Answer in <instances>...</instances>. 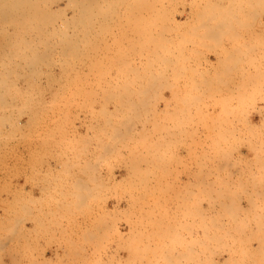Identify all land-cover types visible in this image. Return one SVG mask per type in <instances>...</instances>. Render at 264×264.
I'll use <instances>...</instances> for the list:
<instances>
[{"label": "rangeland", "instance_id": "obj_1", "mask_svg": "<svg viewBox=\"0 0 264 264\" xmlns=\"http://www.w3.org/2000/svg\"><path fill=\"white\" fill-rule=\"evenodd\" d=\"M5 1H0V264H264V23L259 22L264 4L139 0V7L131 0H29L28 8L23 0L21 6ZM74 3L90 5L86 10L92 12L74 14ZM218 11L223 15L217 20ZM251 31L255 34L245 38ZM146 55L155 58L156 65L148 61L154 69L146 67ZM211 55L220 65L225 55L255 60L247 67L211 68L204 61ZM242 93L254 99H236ZM199 188L211 191L190 209L188 190ZM224 188L229 195L221 193ZM179 195L183 200L176 206Z\"/></svg>", "mask_w": 264, "mask_h": 264}, {"label": "bare ground", "instance_id": "obj_2", "mask_svg": "<svg viewBox=\"0 0 264 264\" xmlns=\"http://www.w3.org/2000/svg\"><path fill=\"white\" fill-rule=\"evenodd\" d=\"M0 1H1V0H0ZM3 1H4V0H3ZM11 1H12V0H11ZM16 1H18V0H16ZM23 1L25 2V4L27 3V5L30 4V3H28L29 0H26L27 2H26L25 0H23ZM30 1H31V0H30ZM36 1H37V0H36ZM36 1H35V2H36ZM38 1H39V0H38ZM99 1H100V0H99ZM111 1H112V0H110V2H111ZM124 1H126V0H124ZM134 1H135V0H131L130 2H131V3H132V2L135 3L134 5H137V6L140 4V3H139V0H136L137 2H136V1L134 2ZM5 2H7V0H6ZM5 2H4V3H5ZM13 2L15 3V1H13ZM41 2H45V1L43 0V1H41ZM70 2H71V0H70ZM70 2H69V3H70ZM74 2H76V1L74 0ZM82 2H84V1L82 0ZM117 2H118V1H117ZM142 2H143V1H141V3H142ZM259 2H260L261 4H264V0H260ZM14 3H13V4H14ZM18 3L20 4L21 1H18ZM32 3H34V1H33ZM37 3H38V2H37ZM37 3H34V4L38 7V6H39V5H38L39 3H38V4H37ZM95 3H96V2H95ZM102 3H103V0H102ZM111 3H112V2H111ZM118 3H119V2H118ZM118 3H117V4H118ZM133 3H132V5H133ZM136 3H137V4H136ZM260 3H259V4H260ZM22 4L24 5L23 2H22ZM44 4H45V3H44ZM70 4H71V3H70ZM74 4H76V3H74ZM77 4H79V3L77 2ZM77 4H76V6L82 5L81 2H80L79 5H77ZM89 4H90V3H89ZM128 4L130 5V3H128ZM15 5H16V7L18 6L17 4H14V6H15ZM23 5H22V6H23ZM72 5H73V3H72ZM72 5H71V6H72ZM86 5H87V4H86ZM91 5H92V4H91ZM140 5H141V4H140ZM140 5H139V7H140ZM20 6H21V4H20ZM68 6H69V4H68ZM73 6H74V5H73ZM73 6H72V7H73ZM76 6H75V8H72V7H71V8L73 9L72 11H73L74 14H84V12H85V13H87V12H88V13H91V12H92V11L89 12V11L86 10V8H87V7L89 8L90 5H89V6H86V8H82V6H81V7H80V6H79V7H76ZM104 6H105V5H104ZM211 6H212V5H211ZM12 7H13V5H12ZM29 7H30V5H28V8H29ZM84 7H85V4H84ZM90 7H91V6H90ZM101 7H102V6H101ZM116 7H117V5H116ZM132 7H134V6H132ZM132 7H131L130 9H132ZM139 7H137V8L139 9ZM213 7H214V6H213ZM216 7H217V6H216ZM3 8H4V7H3ZM19 8H20V7H19ZM24 8H25V5H24ZM38 8H39V7H38ZM91 8H92V7H91ZM137 8H136V6L133 8V9H134V12H135V9H137ZM197 8H198V7H197ZM263 8H264V7H263ZM11 9H15V10H16V8H14V7L11 8ZM34 9H35V7H34ZM106 9L108 10V11L106 10L107 12H110L108 8H106ZM133 9H132V10H133ZM159 9H160V8H159ZM159 9H158V10H159ZM220 9L223 10L224 7L220 6ZM2 10H3V9H2ZM17 10H18V7H17ZM24 10H25V9H24ZM38 10H39V9H38ZM88 10H89V9H88ZM90 10H91V9H90ZM103 10H104V9H103ZM225 10H226V9H224V11H225ZM3 11H4V10H3ZM12 11H13V10H12ZM27 11H28V9H27ZM30 11H31V10H30ZM34 11L39 12V11H37V9H35ZM40 11H41V10H40ZM213 11H214V10H213ZM224 11H223V12H224ZM23 12H24V11H23V9H22V13H23ZM158 12H159V11H158ZM214 12H215V11H214ZM218 12H219V11H218ZM227 12H228V11L226 10V14H227ZM262 12H263V9H262ZM262 12H261V14H262ZM129 13H130V12H129ZM219 13H220V12H219ZM263 13H264V12H263ZM98 14H100V13H98ZM106 14H107V13H106ZM134 14H135V13H134ZM211 14H212V13H211ZM4 15H5V14H4ZM15 15H16V14H15ZM19 15H21V14H19ZM22 15H23V14H22ZM22 15H21V16H22ZM39 15H40V14H39ZM132 15H133V14H131V16H132ZM217 15H218V14H217ZM217 15H216V17H217ZM221 15H223V14L220 13V15L218 16L217 20H218L219 18H221ZM233 15H234V14H233ZM5 16H6V15H5ZM11 16H13V15H11ZM36 16L38 17V15H36ZM41 16H42V14H41ZM131 16H130V17H131ZM228 16L230 17L229 13H228ZM234 16H235V15H234ZM1 17H2V16H1ZM34 17H35V16H34ZM39 17H40V16H39ZM39 17H38V18H39ZM108 17H110V16H108ZM3 18H5V17H3ZM3 18H2V19H3ZM9 18H10V16H9ZM131 18H132V17H131ZM131 18H130V19H131ZM2 19H1V20H2ZM6 19H7V18H6ZM15 19H18V18H15ZM226 19H228V18H225V20H226ZM229 19H230V20H229ZM229 19L226 21L228 27H230L231 25L234 24V23H233V17H232V18H229ZM235 19H236V18H235ZM235 19H234V21H235ZM4 20H5V19H4ZM8 20H9V19H8ZM101 20H102V19H100V22H101ZM221 20L223 21L224 19H221ZM225 20H224V21H225ZM257 20H258V19H257ZM10 21H11V20H10ZM17 21H18V20H17ZM17 21H16V22H17ZM97 21H98V20H97ZM97 21H96V22H97ZM104 21H105V20H103V22H104ZM130 21H131V20H130ZM224 21H223V22H224ZM8 22H9V21H8ZM14 22H15V21L13 20L12 23H14ZM30 22H31V21H30ZM112 22H114V21H112ZM131 22H132V21H131ZM213 22H214V21H213ZM223 22H220V21H219V23H223ZM259 22H261V23L263 24L262 21H259ZM18 23H19V22H18ZM105 23H106V22H105ZM105 23H102V24H105ZM108 23H110V22H108ZM216 23H218V21H216ZM219 23H218L217 25H219ZM226 23L224 22V24H226ZM244 23H245V22H244ZM20 24L22 25L23 23H20ZM100 24H101V23H99L98 25H100ZM112 24H113V23H112ZM119 24H120V23H119ZM229 24H230V26H229ZM245 24H246V23H245ZM124 25H126V24H124ZM180 25H181V24H180ZM257 25H258V23H257ZM260 25H261V24H260ZM18 26H19V25H18ZM29 26L32 27V25H29ZM37 26H39V25H36V27H37ZM93 26H94V25H93ZM107 26H109V25L107 24ZM107 26H106V27H107ZM110 26H112V25H110ZM110 26H109V29H110ZM31 27H30V28H31ZM157 28H158V27H157ZM21 29H22V26H21ZM25 29H26V28H25ZM27 29H28V26H27ZM39 29H40V28L38 27L37 31H38ZM41 29H42V28H41ZM100 29H101V28H100ZM28 30H29V29H28ZM30 30H31V29H30ZM34 30H35V29H33V31H34ZM209 30H210V29H209ZM209 30H208V31H209ZM37 31H36V32H37ZM42 31H43V30H42ZM103 31H105V30H103ZM210 31H213V30H210ZM19 32H20V31H19ZM24 32H26V31H24ZM39 32H40V31H39ZM43 32H46V31L44 30ZM96 32H97V31H96ZM96 32H95V33H96ZM99 32H100V34H102V33H101L102 31H99ZM105 32H106V31H105ZM217 32H218V31H217ZM217 32H216V33H217ZM21 33H22V32H21ZM41 33H42V32H41ZM71 33H72V32H71ZM85 33H86V32H85ZM103 33H104V32H103ZM133 33H134V32H133ZM133 33H132V34H133ZM191 33H192V32H191ZM191 33H190V34H191ZM208 33L210 34V32H208ZM221 33H222V32H221ZM2 34H3V33H2ZM6 34H7V33H6ZM54 34H55V33H54ZM62 34H63L62 36H64V33H62ZM65 34H66V33H65ZM74 34H75V33H74V31H73V34H72V35L74 36ZM80 34H81V33H80ZM83 34H84V32H83ZM86 34H87V33H86ZM96 34H97V33H96ZM100 34H99V35H100ZM107 34H108V33H107ZM217 34H218V33H217ZM222 34H223V33H222ZM37 35H38V34H37ZM72 35H71V36H72ZM99 35H97V36H99ZM105 35H106V34H105ZM105 35L103 36L104 38H105ZM149 35H150V34H149ZM206 35L208 36V34H206ZM66 36H67V34H66ZM66 36H64V38H65ZM71 36L68 35L67 37H69L70 39L67 38L66 40L69 39V41H70V40L72 39V37H73V36H72V37H71ZM77 36H78V35H76V37H77ZM89 36H91V35H89ZM100 36H101V35H100ZM100 36H99V37H100ZM54 37H55V36H54ZM87 37H88V36H87ZM92 37H93V35H92ZM101 37H102V36H101ZM116 37H117V36H116ZM116 37H115V38H116ZM148 37H150V36H148ZM151 37H152V35H151ZM37 38H39V37H37ZM41 38H42V37H41ZM73 38H74V37H73ZM77 38L79 39V36H78ZM104 38H103V39H104ZM153 38H154V37H153ZM209 38H210V40H211V37L208 36V39H209ZM87 39H88V38H87ZM100 39H101V38H100ZM117 39H118V38H117ZM146 39H147V38H146ZM149 39H150V38H148V40H149ZM36 40H37V39H36ZM63 40H64V39H63ZM76 40H77V39L75 38V39H74L75 43H77ZM115 40H116V39H115ZM152 40L154 41V39H152ZM158 40H159L158 42H160V39H158ZM166 40H167V39H166ZM166 40H165V42H167ZM40 41H41V40H40ZM40 41H39V42H40ZM72 41H73V40H72ZM78 41H79V40H78ZM86 41H87V40H86ZM93 41H94V39H93ZM102 41H103V40H101V41H99V42H102ZM108 41H109V40H108ZM117 41H118V40H117ZM64 42H65V40H64ZM66 42H68V41H66ZM133 42H134V41H133ZM151 42H152V41H151ZM165 42H164V43H165ZM62 43H63V42H62ZM85 43H86V42H85ZM87 43H88V41H87ZM130 43H131V42H130ZM149 43H150V41H149ZM44 44H45V43H44ZM66 44H67V43H66ZM68 44H69V43H68ZM68 44H67V45H68ZM73 44H74V43H73ZM145 44H146L147 46H149L147 43H145ZM69 45H70V44H69ZM143 45H144V44H143ZM159 46H160V45H159ZM161 46H163V45H161ZM161 46L158 47V48L160 49ZM145 47H146V46H145ZM163 47L165 48V46H163ZM219 47H220V46H219ZM164 48H161V49L163 50ZM221 48H222V46H221ZM263 48H264V47H263ZM26 49H27V48H26ZM35 49H36V48H35ZM150 49H151V48H150ZM179 49H181V48L179 47ZM216 49H217V48H216ZM141 50H143V49H141ZM164 50H165V49H164ZM170 50H171V49H170ZM170 50H169V51H170ZM222 50L224 51V50H226V49H223V48H222L221 51H222ZM143 51H145V50H143ZM167 51H168V50H166V52H167ZM169 51L167 52L168 54H169ZM177 51H178V50H177ZM162 52H163V51H162ZM35 53H36V52H35ZM143 53H144V52H142V54H143ZM146 53H147V52H146ZM146 53H145V54H146ZM179 53H180V52H179ZM223 53H224V52H223ZM147 54H148V53H147ZM157 54H158V53H157ZM162 54H163V53H162ZM258 54H259V52H258ZM258 54H257V55H258ZM260 54H261V53H260ZM34 55H35V54H34ZM34 55H33V56H34ZM143 55H144V54H143ZM148 55H149V54H148ZM148 55H146V57H147ZM153 55H154V54H153ZM158 55H159V54H158ZM261 55H262V54H261ZM261 55H260V56H261ZM42 56H43V55H42ZM151 56H152V55H151ZM154 56H155V55H154ZM227 56H229V55H225V57H224V58H225V61H224L223 63L221 62V63H222V64L220 65L221 67H222L223 64H224V67H226L225 62L227 61V60H226V57H227ZM263 56H264V55H263ZM263 56L260 57V58H263ZM35 57H36V59H38V58H37V55H35ZM144 57H145V56H144ZM146 57H145V58H146ZM222 57H223V56H222ZM258 57H259V56H258ZM142 58H143V56H142ZM148 58H149V57H147L146 59H148ZM152 58H153V57H152ZM162 58H164V57L162 56ZM36 59H35V60H36ZM146 59H145V60H146ZM159 59H160V58L157 59V62H158ZM167 59H168V58H167ZM228 59H230V58H228ZM149 60L152 61V59L149 58V59L147 60V63H146L147 65L149 64V67H148L147 65H146V67H147V68H150V67L152 66L151 68L154 69L153 64H155V63H154V62H155V58H154V61H152L153 64H150L151 62H148ZM161 60H162V59H161ZM164 60H165V58H164ZM219 60H220V59H219ZM219 60H217V61H219ZM36 61H37V60H36ZM217 61H216V66H215V67H217V66L219 67V64L217 63ZM222 61H223V59H222ZM102 62H103V61H102ZM159 62H160V60H159ZM164 62H165V61H164ZM166 62H169V60L166 61ZM166 62H165V63H166ZM228 62H229V61H228ZM228 62H227V63H228ZM234 62H236V61H233V62H232V60L230 61V64L233 63V65H232L231 67H233L234 65H236L237 62H236L235 64H234ZM142 63H143V62H142ZM162 63H163V61H162ZM178 63H179V62H178ZM210 63H211V62H210ZM214 63H215V62H214ZM217 64H218V65H217ZM259 64H260V63H259ZM142 65H144V63H143ZM155 65H156V64H155ZM158 65H159V64H158ZM169 65H170V64H169ZM211 65H213V64H211ZM262 65H264V64H262ZM227 66L229 67V63H228ZM143 67H145V66H143ZM164 67H167V66L164 65ZM169 67H170V66H169ZM221 67H220V68H221ZM141 68H142V67H141ZM167 68H168V67H167ZM211 68H213V66H212ZM222 68H223V67H222ZM222 68H221V69H222ZM5 69H6V68H5ZM143 69H144V68H143ZM223 69H224V68H223ZM229 69H230V67H229ZM137 70H139V69H137ZM137 70H135V71L137 72ZM165 70H166V69H165ZM168 70H169V69H168ZM216 70H218V69L216 68ZM226 70H228V68H226ZM135 71H134V73L132 72V74L136 75V72H135ZM149 71H150V70L147 71V70L145 69V71H144V72H145V75H148L149 73H148V74H146V73L149 72ZM213 71H215V70H213ZM224 71H225V70H224ZM144 72H143V73H144ZM151 72H152V71H151ZM151 72H150L149 75H152ZM154 72H155V71H153V75H154ZM216 72H217V71H216ZM228 72H229V70H228ZM228 72L225 71V74H226V73L228 74ZM143 73H142V74H143ZM223 73H224V72H223ZM137 74L139 75V71L137 72ZM260 74L262 75L263 73H259L258 75H260ZM223 75H224V74H223ZM136 76H137V75H136ZM174 76H175V75H174ZM263 76H264V74H263ZM242 77H243V76H242ZM258 77H260V76H258ZM169 78H170V77H169ZM223 78H224V77H223ZM243 78H244V77H243ZM260 78L262 79V78H264V77H260ZM210 79H214V77H212V78H210ZM226 79H227V78H226ZM37 80H38V79H37ZM128 80H129V79H128ZM131 80H133V79H131ZM131 80H130V81H131ZM136 80H138V79H136ZM215 80H216V79H215ZM242 80H243V79H242ZM257 80H258V79H257ZM262 80H263V79H262ZM123 81H126V79H124ZM138 81H139V80H138ZM158 81H159V80H158ZM223 81H224V80H223ZM223 81L220 82L221 85H222ZM227 81H228V80H227ZM246 81L250 82L249 80H245V82H246ZM259 81H261V80L259 79ZM127 82H128V81H127ZM132 82H133V81H132ZM211 82H212V81H211ZM225 82H226V81H225ZM212 83H213V82H212ZM206 84H207V82L205 83V85H206ZM4 85H6V80H5V84H4ZM100 86H101V85H100ZM208 86H209V85H208ZM210 86H212V85H210ZM217 87H218V86H217ZM217 87H216V89H217ZM219 87H222V86H219ZM10 88H11V87H10ZM100 89H101V87H100ZM102 89H103V88H102ZM205 89H206V88H205ZM214 89H215V88H214ZM218 89H219V88H218ZM5 90H6V89H5ZM194 90H197V88H195ZM104 91H105V90H104ZM218 94L220 95L221 93H218ZM140 95H141V94H140ZM140 95H139V97H140ZM214 95H215V94H214ZM141 96H142L141 98H143V99L141 100V103L143 104V102H144L143 100H144L145 94H143V95H141ZM149 96H150V95H149ZM161 96H162V95H161ZM163 96H164V95H163ZM243 96H244V95H243ZM252 96H253V95H252ZM252 96H250V97L252 98ZM131 97H134V96L131 95ZM137 97H138V95H137ZM137 97L135 96L136 99H137ZM150 97H151V96H150ZM150 97L147 96V98H150ZM157 97H158V95H157ZM157 97H156V98H157ZM171 97H172V96H171ZM203 97H204V96H203ZM232 97H233V96H232ZM240 97H241V96L236 97V99H238V98H240ZM250 97H249V98H250ZM141 98H140V99H141ZM158 98H159V97H158ZM190 98H191V97H189V99H190ZM197 98H199V97H197ZM206 98H207V97H206ZM210 98H211V97H210ZM234 98H235V97H234ZM246 98H247V97H246ZM246 98L243 97V100L246 99ZM249 98H247L246 100H250V99H251V98H250V99H249ZM164 99H165V98H164ZM172 99H173V98H172ZM184 99H185V98H184ZM184 99H183V100H184ZM252 99H254V96H253ZM130 100H131V99H130ZM132 100H133V99H132ZM138 100H139V99H138ZM138 100H137V101H138ZM147 100H148V99H147ZM147 100H146V101H147ZM162 100H163V99H162ZM210 100H211V99H210ZM222 100H223V99H222ZM246 100H245V101H246ZM133 101H134V100H133ZM158 101H161V100H158ZM170 101H171V100H170ZM172 101H173V100H172ZM172 101H171V102H172ZM179 101H180V100H179ZM181 101H182V100H181ZM181 101H180V102H181ZM185 101H186V100H184V102H185ZM218 101H219V100H218ZM240 101H242L241 98H240ZM126 102L129 104V106L132 105L133 107H135L134 104H136V103H135L136 100H135L134 103H132V101H131V103H129L128 101H126ZM164 102H165V100H164ZM164 102H163V103H164ZM174 102H175V101H174ZM184 102L182 101V103H184ZM192 102H193V101H192ZM194 102H195V101H194ZM213 102H214V101H213ZM237 102H239V101H237ZM169 103H170V102H169ZM169 103H168V104H169ZM175 103H176V102H175ZM185 103H186V102H185ZM240 103H241V102H240ZM247 103H248V102H247ZM104 105H105V104H104ZM104 105H103V106H104ZM175 105H176V104H175ZM194 105H195V104H194ZM240 105H242V104H240ZM163 106H164V105H163ZM254 106H255V105H254ZM130 107H131V106H130ZM133 107H132V108H133ZM165 107H166V106H165ZM199 108H200V107H199ZM251 108L253 109V107H251ZM167 109H168V108H167ZM173 110H174V108H173ZM196 110H197V109H196ZM132 111H133V114H134L135 111H134V110H131V112H132ZM129 112H130V111H129ZM194 112H195V111H194ZM196 112H197V111H196ZM160 113L163 114L162 112H160ZM221 113H222V115H223L224 111L221 112ZM245 113H246V112H245ZM131 114H132V113H131ZM135 114H137V113L135 112ZM135 114H134V115H135ZM165 114H168V112H165ZM165 114H164V115H165ZM169 114H171V113L169 112ZM169 114H168V115H169ZM219 114H220V113H219ZM134 115H133V116H130V117H134ZM142 115H143V114H142ZM197 115H198V113H197ZM95 116H96V115H95ZM126 116H127V115H126ZM166 116H167V115H166ZM172 116H173V115H172ZM181 116H182V115H181ZM102 117H103V116H102ZM115 117H116V116H115ZM115 117H114V118H115ZM122 117H123V116H122ZM130 117H129L128 119H131ZM159 117H160V116H159ZM170 117H171V115H170ZM173 117H174V116H173ZM194 117H195V116H194ZM106 118H107V116H106ZM106 118H105V120L107 121L108 119H106ZM134 118H135V117H134ZM136 118H138V115H136ZM176 118H177V117H176ZM195 118H196V117H195ZM197 118H198V117H197ZM126 119H127V118H126ZM128 119L126 120V122L128 121ZM140 119H143L142 116H141ZM144 119H145V118H144ZM163 119H164V118H163ZM163 119H162V120H163ZM208 119H209V118H208ZM102 120H103V119H102ZM112 120H113V119H112ZM116 120H117V119H116ZM168 120H169V119H168ZM168 120H167V121H168ZM184 120H185V119H184ZM184 120H183V121H184ZM210 120H212V119H210ZM103 121H104V120H103ZM106 121L104 122V123H106L105 125H107V122H106ZM129 121H130V120H129ZM134 121H135V120H134ZM134 121H133V122H134ZM136 121H137V120H136ZM140 121H141V120H140ZM155 121H156V120H155ZM181 121H182V120H181ZM194 121H195V120H194ZM196 121H197V120H196ZM215 121H216V120H215ZM109 122H111V120H110ZM124 122H125V121H124ZM163 122H164V121H163ZM200 122H201V121H200ZM200 122H197V123H200ZM213 122H214V121H213ZM104 123H102V124H104ZM117 123H118V121H117ZM121 123H122V121H121ZM130 123H131V122H130ZM140 123H141V124H144V123H142V122H140ZM140 123H138V124H140ZM148 123H151V122H148ZM153 123H154V122H153ZM164 123H165V122H164ZM203 123H204V122H203ZM123 124H124V123H122V126H123ZM165 124H166V123H165ZM180 124H181V123H180ZM180 124H179V125H180ZM194 124H195V123H194ZM108 125H109V124H108ZM117 125H118V124H117ZM135 125H136V124L134 123V126H135ZM179 125H178V126H179ZM181 125H182V124H181ZM181 125L179 126V128H177L178 130L180 129ZM195 125H196V124H195ZM103 126H104V125H103ZM103 126H102V128H104ZM109 126H110V125H109ZM109 126H108V127H109ZM124 126H125V125H124ZM124 126H123V127H124ZM128 126H129V124H128ZM130 126H131V125H130ZM207 126H208V125H207ZM123 127H122V128H123ZM152 127H153V128H151V129H152L153 132H154V125H153ZM164 127H165V126H164ZM164 127H163V128H164ZM102 128H101V129H102ZM129 128H130V127H128L127 129H129ZM144 128H145L144 131L146 130L145 132H147V129H149V128L146 129V127H144ZM165 128H167V126H166ZM127 129H126V130H127ZM130 129H132V128H130ZM120 130H121V128H120ZM123 130H124V129H123ZM126 130H125V131H126ZM152 130H151V131H152ZM162 130H163V129H162ZM175 130H176V129H175ZM211 130H212V129H211ZM211 130H210V131H211ZM116 131L118 132L119 129H118V130L116 129ZM181 131H182V130H181ZM119 132L121 133V131H119ZM198 132H199V131H198ZM212 132H213V131H212ZM115 133H116V132H114L113 135H115ZM142 133H143V132H142ZM142 133L139 134V135H142V136H143ZM150 133H151V132H150ZM150 133H149V135H148V136H149L148 138L151 137V136H150ZM195 133H196V132H195ZM222 133H223V131H222ZM128 134H129V133H128ZM128 134H127V132H126V135H128ZM144 134H145V135L143 136V139H144V137L146 138V135H147L146 133H144ZM181 134H182V133H181ZM113 135H112V137H113ZM131 135L134 137L135 134H134V135L131 134ZM139 135H138V136H139ZM152 135H153V134H152ZM178 135H179V134H178ZM132 136H131V138H132ZM136 136H137V135H136ZM142 136H140L139 139H142V138H141ZM194 136H195V135H194ZM217 136H220V135L218 134ZM221 136H222V135H221ZM112 137H111V139H109V140L113 141V140L115 139V138L112 139ZM115 137H117V135H116ZM122 137L124 138V136H122ZM126 137H127V136H126ZM128 137H129V135H128ZM223 137H224V136H223ZM245 137H246V136H245ZM245 137H244V138H245ZM119 138H120V137H119ZM131 138H130V140H131ZM134 138H136V137H134ZM221 138H222V137H221ZM117 139H118V138H117ZM150 139H151V138H150ZM118 140H119V139H118ZM151 140H152V139H151ZM159 140H161V139L159 138ZM174 140H176V139H174ZM116 141H117V140H116ZM136 141H137V140L135 139V143H136ZM140 141H141V140H139V142H140ZM113 142H114V141H113ZM139 142H138V143H139ZM141 142H142V141H141ZM141 142H140V143H141ZM160 142H161V141H160ZM178 142H179V141H178ZM178 142L176 141L175 143H178ZM130 143H131V141H130ZM138 143H137V144H138ZM143 143H144V144H143ZM143 143H142V145H145V142H143ZM161 143H162V142H161ZM161 143H158V142H157V144H155V143L153 142L152 145H153V147H154V146H157V147H158V145L161 144ZM175 143H174V144H175ZM111 144H112V143H111ZM118 144H119V143H117V145H118ZM149 144H151V142H150ZM149 144H148V146H150ZM162 144H164V143H162ZM162 144H161V145H162ZM174 144H172V150H174V148H175V147H174ZM182 144H183V143H182ZM203 144H204V143H203ZM114 145H115V144H114ZM131 145H132V144H131ZM131 145H130V146H131ZM152 145H151V146H152ZM170 145H171V144H170ZM175 145L177 146V144H175ZM133 146H134V145H133ZM133 146H132V147H133ZM135 146H136V145H135ZM178 146H179V145H178ZM180 146H181V145H180ZM136 147H137V146H136ZM144 147H145V146H144ZM144 147H143V148H144ZM157 147H156V148H157ZM140 148H141V145H140ZM147 148H148V147H147ZM227 148H228V147H227ZM215 149H216V147H215ZM219 149H220V148H219ZM126 150H127V148H126ZM137 150H138V149H137ZM143 150H145V149H143ZM151 150L155 151L154 149H151ZM217 150H218V149H217ZM101 151H102V149L100 150V152H101ZM149 151H150V150H149ZM157 151H158V149H157ZM174 151H175V150H174ZM215 151H216V150H215ZM215 151H214V152H215ZM150 152H151V151H150ZM170 152H171V148L168 149V151H166L165 154H166V155H167V154H170ZM177 152H178V151H177ZM128 153H129V152H128ZM138 153H139V152H138ZM138 153H136V154L138 155ZM151 153H152V154H151ZM151 153H150V154H151L152 156H156V155H158V154H155V153H154V154H155V155H154L153 152H151ZM102 155H103V154H102ZM108 155H109V154H108ZM115 155H116V154H115ZM128 155H129V154H128ZM130 155H132V153H131ZM140 155H141V156H140ZM140 155H138V156H136V157H139V156L142 157V156H143L142 160L144 159V160L148 161L147 159L144 158L145 155H147L146 157H149L148 154H146V152H145V155H143V154H141V153H140ZM96 156H97V155H96ZM164 156H165V155H164ZM167 156H168V155H167ZM220 156H222V155H220ZM101 157H102V156H101ZM104 157H106V156L104 155ZM132 157L135 158L134 156H132ZM140 157H139V158H140ZM96 158H97V157H96ZM102 158H103V157H102ZM108 158H109V157H108ZM124 158H125V157H124ZM139 158H138V159H139ZM149 158H150V157H149ZM180 158H181V157H180ZM217 158H218V157H217ZM220 158H222V157H220ZM113 159L116 160L115 158H113ZM127 159H128V158H127ZM138 159H136V160H138ZM150 159H151V158H150ZM154 159H155V158H154ZM175 159H176V158H175ZM103 160H104V159H103ZM139 160H141V159H139ZM142 160H141V162H142ZM166 160H167V159H166ZM178 160H179V157H178ZM220 160H222V159H220ZM48 161H49V160H48ZM99 161H102V159L99 160ZM128 161H130V160L128 159ZM133 161H135V159H133ZM146 161H143V162H146ZM150 161H151V160H150ZM209 161H212V159L209 160ZM216 161H217V160H216ZM218 161H219V160H218ZM97 162H98V161H97ZM123 162H124V161H123ZM130 162H131V161H130ZM143 162H142V163H143ZM154 162H155V161H154ZM164 162H165V160H164ZM166 162H167V161H166ZM166 162H165V163H166ZM173 162H174V160H173ZM173 162H171V163H173ZM175 162H176V161H175ZM178 162H179V164H180L181 161H178ZM200 162H201V161H200ZM124 163H126V160H125ZM176 163H177V162H176ZM176 163H175V164H176ZM114 164H115V163H114ZM146 164H147V163H146ZM154 164H155V163H154ZM179 164L176 165V166H180V165L183 166L182 164H180V165H179ZM233 164H234V162H233ZM152 165H153V164H152ZM156 165H157V163H156ZM184 165H185V164H184ZM197 165H198V163H197ZM215 165H216V164H215ZM111 166H112V165H111ZM120 166H121V165H120ZM126 166H127V165H126ZM126 166H125V167H126ZM135 166H138V165H135ZM150 166H151V164H150ZM167 166H168V165H167ZM198 166H200V165H198ZM233 166H234V165H233ZM141 167H142V166H141ZM152 167H153V166H152ZM159 167H160V165H158V168H159ZM168 167H169V166H168ZM215 167H216V166H215ZM116 168H117V167H116ZM158 168H157V169H158ZM162 168L164 169V167H162ZM135 169H136V168H135ZM135 169H134V167H133L131 170H134V171H135ZM138 169H139V166H138ZM138 169H137V171H139ZM166 169H167V168H166ZM146 170H147V169H146ZM137 171H135V172L137 173ZM216 171H217V170H216ZM111 172H112V171H111ZM135 172H134V173H135ZM139 172H140V171H139ZM139 172H138V174H139ZM143 172H144V173H142V174H145V171H143ZM131 173H132L133 175H135L133 172H131ZM153 173H154V172H153ZM198 173H200V172H198ZM198 173H197V174H198ZM132 174H130V176H131ZM197 174H196V176H197ZM112 175H113V174H112ZM198 175H199V174H198ZM247 175H248V174H247ZM196 176H195V178H196ZM245 176H246V175H245ZM249 176H251L250 173H249ZM247 177H248V176H247ZM129 178H130V177H129ZM136 178H137V176H136ZM151 179H152V178H151ZM151 179H149V183H150V180H151ZM147 180H148V179H147ZM113 181H114V180H113ZM261 181H262V180H260V182L258 183V185L261 183ZM119 182H120V181H119ZM130 182H131V180H130ZM133 182H135V181H133ZM140 182H141V181H140ZM144 182H145V181H144ZM144 182H143V183H144ZM146 182H147V181H146ZM146 182H145V183H146ZM141 183H142V182H141ZM160 183H161V181H160ZM114 184H115V183H114ZM126 184H127V183H126ZM134 184H135V183H134ZM134 184H133V185H134ZM161 184H162V183H161ZM255 184H256V183H255ZM130 185H131V184H129L128 187H129ZM145 185H146V184H145ZM145 185H144V186H145ZM210 185H211V184H210ZM213 185H214V184H213ZM258 185H257V186H258ZM144 186H143V187H144ZM146 186H147V185H146ZM199 186H200V185H199ZM199 186H198V187H199ZM255 186H256V185H255ZM255 186H254V187H255ZM117 187H118V186H117ZM131 187H132V185H131ZM138 187H139V186H138ZM152 187H153V186H152ZM200 187H201V186H200ZM206 187L208 188L209 186L207 185ZM210 187H211V186H210ZM129 188H130V187H129ZM149 188H150V186H149ZM153 188H154V187H153ZM226 188H227V187H226ZM226 188H224V189L221 191V193H225ZM106 189H107V188H106ZM118 189H119V188H118ZM219 189H220V188H219ZM219 189H218V191H219ZM119 190H120V189H119ZM137 190H138V188H137ZM208 190L211 191L210 189H208ZM208 190L206 189L205 192L203 193V190H202L201 188H199L198 191H195V192H194V194H193V198H192V192H191V190H190V191L188 190L189 195H191L190 197H188V198H190V199H189V202H188V203L190 204V205H189L190 209L192 208V205H191L192 203L195 204V206H196L197 204H201V203H202V200H203L204 198L202 199L200 196H202L203 194L205 195V198H208V194L210 193ZM224 190H225V191H224ZM227 190H228V189H227ZM107 191H108V190H107ZM131 191H132V190H131ZM131 191H130V192H131ZM148 191H149V190H148ZM218 191H217V192H218ZM223 191H224V192H223ZM236 191H237V190H236ZM236 191H235V192H236ZM100 192H101V191H100ZM114 192H115V191H114ZM150 192H151V191H150ZM159 192H162V190L159 191ZM186 192H187V191H186ZM186 192L184 193V195L188 194V193H186ZM217 192H216V193H217ZM219 192H220V191H219ZM227 192L229 193L230 191H227ZM231 192H234V191L231 190ZM242 192H245V191L243 190ZM256 192H259V191H256ZM155 193H156V192H155ZM216 193L214 194V191H213L212 195H213V194L216 195ZM221 193H220L219 195H223V194H221ZM228 193H225V195L227 196ZM145 194H147L146 191H145ZM152 194H154L153 191H152ZM217 194H218V193H217ZM233 194H237V193H233ZM150 195H151V194H150ZM184 195H183V196H184ZM189 195H188V196H189ZM219 195H218V197H220ZM228 195H229V194H228ZM230 195H231V194H230ZM146 196H147V195H146ZM179 196H180V195H179ZM150 197H151V196H150ZM180 197H181V198H180ZM180 197H179V200L177 199L178 201L175 199V202H173L175 205H178V202H180V200H181V201L183 200V199H182V196H180ZM184 197H185V196H184ZM216 197H217V196H216ZM209 198H211V197H209ZM149 199H150V198H149ZM152 199H153V197H152ZM186 199H187V198H186ZM217 200H218V199H217ZM184 201H185V200H184ZM187 201H188V200H187ZM187 201H185V203H186ZM205 201L208 202V200H205ZM213 201H215V200H213ZM153 202H154V201H152V203H153ZM155 202H156V201H155ZM203 202H204V200H203ZM206 202H205V203H206ZM209 202H210V201H209ZM147 204H148V203H147ZM150 204H151V203L148 204V207H149ZM152 205H153V204H152ZM152 205H151V206H152ZM157 205H158V204H157ZM153 206H154V205H153ZM155 206H156V205H155ZM179 206H180V205H179ZM156 207H157V206H156ZM161 207H162V206H161ZM161 207H160V208H161ZM180 207H181V206H180ZM186 208H187V207H186ZM186 208H184V209L187 210ZM177 209H178V208H177ZM164 210H165V209H164ZM179 210H180V209H179ZM182 210H183V209H182ZM188 211H189V209H188ZM191 211H193V210H191ZM189 212H190V211H189ZM183 213H184V212H183ZM183 213H182V214H183ZM184 214L186 215V213H184ZM184 214H183V215H184ZM97 215H98V214H97ZM183 217H184V216H183ZM183 217H182V218H183ZM183 219H184V218H183ZM174 220H175V218H174ZM160 223H161V222H160ZM163 224H164V223H163ZM163 224H162V225H163ZM149 225H150V224H149ZM159 227H160V226H159ZM159 227H158V228H159ZM180 227H181V226H180ZM169 230H172V229L169 228ZM169 230L166 231V234H169V232H168ZM157 231H158V230H157ZM176 231H177V230H176ZM167 232H168V233H167ZM152 233H153V232H152ZM119 234H120V233H119ZM140 234H141V233H140ZM155 234H156V233H155ZM155 234H154V235H155ZM163 234H164V233H163ZM166 234H165L164 236H166ZM176 234H179V233H176ZM176 234H175V235H176ZM141 235H142V234H141ZM157 235H158V234H157ZM148 236H149V235H148ZM148 236H147V237H148ZM119 237H120V236H119ZM153 237H154V236H153ZM158 237H159V236H158ZM161 237H162V236H161ZM148 238H149V237H148ZM159 239H161V238L159 237ZM134 240H135V239H134ZM134 240H133V242L135 243L136 240H135V241H134ZM174 240H176V239H174ZM148 241H149V240H148ZM242 242H243V241H242ZM263 242H264V241H263ZM243 243H244V242H243ZM163 244H164V243H163ZM241 244H242V243H241ZM244 244H245V243H244ZM161 247H162V246H161ZM163 247H164V246H163ZM165 247H166V246H165ZM158 249H159V248H158ZM167 249H168V248H167ZM155 250H157L156 247H155ZM159 250H160V249H159ZM164 251H165V250H164ZM155 252H156V251H155ZM155 252H154V253H155ZM158 255H159V254H158ZM158 255H157V256H158ZM159 256H161V255H159ZM243 256H244V255H243ZM248 256H249V255H248ZM108 257H109V256H108ZM146 257H147V256H146ZM238 257H239V256H238ZM132 258H133V257H132ZM137 258H138V257H137ZM141 258H142V256H141ZM242 258H243V257H242ZM248 258H250V257H248ZM248 258H247V259H248ZM124 262H125V261H124ZM231 262H233V261H231Z\"/></svg>", "mask_w": 264, "mask_h": 264}, {"label": "crops", "instance_id": "obj_3", "mask_svg": "<svg viewBox=\"0 0 264 264\" xmlns=\"http://www.w3.org/2000/svg\"><path fill=\"white\" fill-rule=\"evenodd\" d=\"M234 35H235V37L236 38H239V36L241 35L242 36V38H243V32H238V30H235L234 32ZM255 34V32H253V31H251V32H247L246 33V37L245 38H248L249 36H250V34L252 35V34ZM258 34H259V32H257ZM244 39V38H243ZM248 44V43H247ZM243 48V47H242ZM218 59L215 57V56H213V55H211V56H209V57H207L206 59H204V61L206 62V65H208V66H216V61H217ZM232 60V62L233 61H236V62H234V64L236 63V65H234L235 67H247V66H250V65H253V63L251 62V60L252 61H254L255 60V58H253V59H249V58H247V59H241V60H239V59H227V61L225 62V65L227 66L228 65V63H229V66H232L233 65V63H231L230 64V61ZM229 61V62H228ZM211 62V63H210ZM215 62V63H214ZM228 62V63H227ZM217 63L220 65V63H219V61H217ZM211 64H213V65H211ZM217 64V65H218ZM261 64V63H260ZM262 64H264V63H262ZM224 65V64H223ZM244 94L242 93L240 96V98L241 99H243V97H246V95H244ZM236 97H239V96H236ZM261 108V107H260ZM256 114H259L258 112L256 113ZM256 123L257 124H259L260 122H259V120L258 121H256ZM50 256V252H48L47 253V255H46V257H49Z\"/></svg>", "mask_w": 264, "mask_h": 264}, {"label": "flooded vegetation", "instance_id": "obj_4", "mask_svg": "<svg viewBox=\"0 0 264 264\" xmlns=\"http://www.w3.org/2000/svg\"><path fill=\"white\" fill-rule=\"evenodd\" d=\"M263 23H264V18H263V21H262ZM191 184V183H190ZM194 186H195V181H194ZM175 191H173V193H174ZM193 194H194V192H192V198H193ZM177 200V199H176ZM175 205V204H174ZM192 206L194 205V204H191ZM177 206V205H176Z\"/></svg>", "mask_w": 264, "mask_h": 264}]
</instances>
